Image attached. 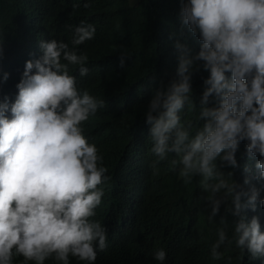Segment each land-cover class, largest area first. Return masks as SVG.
I'll return each mask as SVG.
<instances>
[{"label": "clouds", "instance_id": "9594fccd", "mask_svg": "<svg viewBox=\"0 0 264 264\" xmlns=\"http://www.w3.org/2000/svg\"><path fill=\"white\" fill-rule=\"evenodd\" d=\"M178 20L176 67L163 73L167 84L155 90L144 113L156 157L150 166L156 172L159 162L174 154L171 166L185 183L201 177L205 210L211 209L208 220L224 206L211 249L214 259L222 256L218 249L228 241L229 215L236 246L259 259L264 257L260 220H248L244 213L256 212L257 204L264 207L253 183L264 181V0H181ZM65 27L73 33V47L39 39L41 54L25 62L15 101L7 96L0 100V264H13L14 256L23 257L25 264L50 258L69 264L70 256L94 264L97 250L107 247V228L92 218L102 203L100 186L111 177L82 127L104 101L79 90L69 74L70 65L79 66L81 77L88 74V56L75 46L93 39L96 29L83 22ZM185 29L197 40V52L182 41ZM126 55L121 51L120 68ZM201 72L208 76L197 105L193 77ZM8 78L3 73L0 83ZM197 106L203 123L193 134V125L182 122L180 114ZM241 142L248 161L243 185L233 179L234 172L222 171L239 167ZM166 255L163 248L153 253L159 262Z\"/></svg>", "mask_w": 264, "mask_h": 264}, {"label": "trees", "instance_id": "16d2710c", "mask_svg": "<svg viewBox=\"0 0 264 264\" xmlns=\"http://www.w3.org/2000/svg\"><path fill=\"white\" fill-rule=\"evenodd\" d=\"M181 0H0V100L7 96L10 103L18 94L25 62L41 54L39 39H56L71 44L73 28L81 24L95 26L91 40L75 46L86 53L87 75L81 77L79 66H69V74L77 79V87L104 101L94 116L84 122V135L95 144L103 157V166L111 179L101 185L102 203L92 218L107 228V247L97 250L94 264H264V257L253 260L233 239V217H227L228 241L218 249L222 256L214 259L212 245L218 239L220 214L209 221L211 209L202 198L206 193L201 177L185 183L179 169L171 166L174 154L160 161L157 171L151 168L156 159L151 153L149 125L144 113L158 87L167 84L165 72H174L177 61L173 44L179 35L178 13ZM90 4L88 8L84 4ZM79 5L75 7L74 5ZM170 39V35H173ZM186 40L193 52L199 50L197 40L185 29ZM123 46V48H121ZM121 51L126 63L120 68ZM201 72L193 77V100L199 105L203 91ZM155 79V83L153 80ZM182 122H190L192 133L202 125L199 108L187 107L180 114ZM245 142L237 152L239 167L222 169L234 172L233 179L243 185V167L248 163ZM258 159V158H257ZM253 165L255 161L251 162ZM255 183L264 199V181ZM247 191V188H245ZM244 198H242L243 200ZM248 220L258 216L264 233V207L244 213ZM163 248V262L154 259V250ZM13 264H25L23 257L14 256ZM34 264V262H27ZM44 264H59L50 258ZM69 264H86L69 257Z\"/></svg>", "mask_w": 264, "mask_h": 264}]
</instances>
